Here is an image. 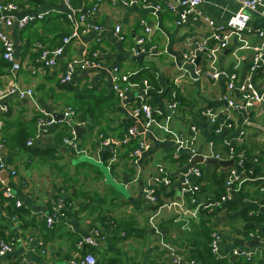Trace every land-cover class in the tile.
<instances>
[{
	"label": "crops",
	"instance_id": "crops-1",
	"mask_svg": "<svg viewBox=\"0 0 264 264\" xmlns=\"http://www.w3.org/2000/svg\"><path fill=\"white\" fill-rule=\"evenodd\" d=\"M5 1L19 6L13 13L16 22L9 33L15 41L16 57L22 67L15 76L9 68H3L0 90L12 83L34 90L30 98L20 99L12 94L0 102L11 111L6 118V123L7 120L10 123L8 133L16 132L22 125L32 126L30 132L36 133L40 116L54 118L55 113L64 114L87 90H94L93 98L104 101L107 107L103 115L86 120L85 125L76 117L77 112L73 118L84 128L82 138L77 136L79 146L85 149L84 154L75 153L64 143V137L75 131L74 124L67 121L43 128L34 144L26 145L32 151L5 146L2 158L7 167L0 170V186L9 184L15 198L23 205L18 207L15 199L0 203V241L15 238L13 251L0 257V264H71L77 253L84 250L79 248L78 241L92 235L96 227L106 237L93 253L89 252L96 257V264L110 257H118L120 264H174L175 255L189 257V242L203 238L205 227L210 232H222L223 257L236 260L243 255L234 254L235 249L256 250L250 261L256 264L264 260V102L248 110L232 109L224 99L228 85L226 76L216 80L201 72L195 78L183 68L185 54L198 44L213 45L212 33L223 30L230 38L228 47L218 54L217 67L226 73L235 72L239 82L250 79L264 94V67L251 71L254 47L261 43L258 32L264 29V4L251 12L249 28L239 35L232 34L229 26L230 18L240 7L236 0H203L199 11L209 17L213 25L203 19H189L185 24H178L179 0H127L128 4L104 0L97 7L93 0H70L76 17L88 16L91 29L66 46L55 67H47L37 60L35 44L40 42L46 48L62 44L58 34L64 30L59 31L58 25L64 23L69 12L65 1L0 0ZM146 3L160 4L162 10L156 11ZM40 14H44L42 19L24 28L17 24V20L26 15ZM142 19L152 29L147 42L154 50L152 55L133 53L138 37L144 33ZM69 25L66 29L72 30ZM95 25L100 29H95ZM118 25L120 32L116 31ZM92 52H98L102 66L76 71L70 82L62 83L67 63L73 58L91 56ZM198 56L201 63L196 72L209 68L206 53L199 51ZM148 61L156 62L157 68H143V63ZM115 66L126 73L151 70L157 84L151 85L147 93L141 87L131 89L127 104L123 105L113 90L111 73ZM176 82L182 104L170 125L189 144L179 150L176 141L160 128H155V135L140 133L139 140L147 139L151 148L142 155L141 166H137L133 153L120 143L121 131L136 123L130 114L131 106L148 102L163 113L160 121L165 122L170 91ZM240 99L236 91L235 100ZM208 107L224 119L220 132L204 112ZM2 113L0 111V118L5 121ZM101 133L113 141L112 147L99 145ZM229 142L245 150L250 158L251 168L247 169L249 173L244 176L241 190L213 213L193 217L189 204L191 196L183 192L185 175L194 167L190 153L195 150L205 157L220 153L225 158ZM107 151H115L117 158L113 161V157L106 158ZM184 154L187 159H182ZM83 157L88 160H82ZM160 166L164 174L159 171ZM228 166L195 165L202 172L201 177L192 178V182L200 186L199 200L217 198L218 179H223L225 187ZM11 168H15L16 175L11 173ZM164 176L169 178V185L160 182ZM149 185L160 194L155 205L144 195ZM57 195L71 196L72 201L67 214L48 226L45 216L53 212ZM176 201L183 204L173 205ZM253 215L258 220L248 219ZM256 237L261 241L250 246L248 242Z\"/></svg>",
	"mask_w": 264,
	"mask_h": 264
},
{
	"label": "built area",
	"instance_id": "built-area-1",
	"mask_svg": "<svg viewBox=\"0 0 264 264\" xmlns=\"http://www.w3.org/2000/svg\"><path fill=\"white\" fill-rule=\"evenodd\" d=\"M65 4L69 8L68 16L73 23L72 32L62 39V44L53 48H46L40 42L36 43L35 46L38 48V57L37 60L47 67H55L60 57L65 51L66 46H68L74 39L79 38L83 33H86L91 29V25L88 24V16L86 14H81L79 17L75 15V9L72 6L70 0H64ZM104 0H93L95 6L97 7ZM114 4L124 3L128 4L127 0H108ZM239 4V9L234 14L229 21L230 29L232 28V34H242L247 31L249 28V22L251 17V12L255 11L260 5L264 4V0H236ZM203 0H179L180 10L179 18L177 19L178 24H185L189 19L199 20L203 19L208 22L210 25H213V21L202 14L199 11V6ZM146 6L153 7L156 11H161L160 4L146 3ZM19 9L17 3L13 1L0 2V44L2 46V56L10 65L9 69L12 74L15 76L17 71L22 67L18 58L16 57L15 51V41L9 33V30L12 26L15 25V19L13 13ZM94 9V8H93ZM91 11V10H90ZM93 11V10H92ZM7 16H6V15ZM5 15V16H3ZM44 14L40 15H26L19 20L17 24L20 28H24L32 22H35L38 19H42ZM141 25L144 28V33L138 37L137 44L133 48V53L137 56L148 54H154L153 48H149L147 45L148 36L151 34L152 29L148 25L145 19L140 21ZM95 29H100L99 26H93ZM121 26H116V31L120 32ZM211 37L214 39L215 43L209 45L206 43L198 44V46L185 54L184 60L185 63H194L195 59L198 57L199 51H204L207 55V60L209 63V68L199 69L196 73L199 75L201 72H206L214 79H219L222 76L228 78L227 92L224 95V99L227 101L228 105L232 109L239 110H248L264 102V94L260 93L250 79L239 82L238 76L235 72L226 73L224 70H220L217 67L218 54L228 47L230 34L228 32L215 30L212 33ZM258 37L261 39V43L254 47L255 53L253 56L251 71H258L260 68L264 67V29L259 30ZM248 47V46H247ZM102 64L98 60V52H93L91 56H84L71 59L66 66L65 72L61 76L62 83H68L72 80L76 71L79 70H88L93 68H99ZM113 78V90L117 97L122 101L123 105L127 104L128 92L135 88L141 87L147 93L151 88L150 83L147 79H142L141 81H135L134 78L138 72H121L118 66H115L112 70ZM178 80V79H177ZM239 92L240 101L235 100V92ZM17 94L20 99H27L34 95V90L32 88L22 89L18 84L12 83L8 88L0 90V102L7 98L9 95ZM182 101L180 99L177 82L170 91V99L167 106V114H165V122L160 121L163 113L153 108L148 102H140L131 106L130 114L131 117L136 120V123L129 127L127 133L124 135L123 139L120 141L122 144H126L132 137L140 135V133H151L155 135V128H160L165 130L178 145V149H182L189 144V141L186 140L183 136H179L176 132L173 131L170 125V121L173 116L177 113ZM0 111L6 112L7 107L0 105ZM205 114L207 115L209 121L217 126V132L221 131L223 126V118L220 117L212 108L208 107L205 109ZM76 112L73 108L68 107L64 112V116L74 118ZM57 122L55 118L40 116L37 120V133L34 137H31L27 141V145H33L35 137L39 135L40 131L46 126H50ZM85 122H82L81 125H85ZM4 121L0 118V170L7 167L2 158V151L5 148V143L2 136ZM195 129V128H193ZM264 138V135H263ZM99 145L103 148H110L113 146V141L105 137L101 133L98 137ZM193 141V140H192ZM64 143L70 147L77 154H84L85 149L79 146L78 138L75 131L72 134L64 137ZM151 148V144L145 138L139 140V145L135 148L133 152V161L137 166H141L140 161L141 157L145 151ZM227 152L228 156L223 157L222 154L216 153L214 157L217 159H226L233 160L235 165L228 166L225 170V191L217 199L207 198L206 200H199L197 193L200 189L198 184L192 182V178H199L202 175L200 168L192 167L184 178L183 192L189 194L191 199L189 204L191 206L190 213L193 217L199 216V214H210L213 213L218 207L222 206L226 201L232 199L235 196V193L241 190V183L244 179V176L248 175L246 164L250 163V158L248 157L245 150L236 151L235 144L229 142L227 143ZM114 156H112V161L117 157L115 151H112ZM193 153L195 150H192ZM176 157H179V154H176ZM159 171L164 174V168L160 166ZM11 173L16 175L15 168H11ZM160 182L169 185L170 180L167 176L161 177ZM144 195L146 200L152 204H157L159 199L157 195V190L153 185H149L144 189ZM15 197V193L9 184L3 183L0 186V203L6 199H12ZM183 202L176 201L173 203L175 206H181ZM16 205L21 207L23 202L21 200H16ZM65 208L64 198L60 197L53 205V212L45 216V221L48 226H52L57 219L61 218L63 209ZM179 214H186L185 212H179ZM254 236V234H251ZM222 232L219 230H213L211 232L210 248L213 254L217 257H223L221 253V242H222ZM104 232L99 228L93 229V234L81 239L78 242L80 249L84 248L86 245L92 247H98L105 240ZM15 244V238L10 237L8 240L0 241V257L7 255L13 251ZM242 254L244 258L248 261L252 260L256 254V250L240 251L235 249L234 254ZM97 259L92 253H82L78 252L75 258L71 260V264H96ZM174 264H194V260H187L179 255L173 257Z\"/></svg>",
	"mask_w": 264,
	"mask_h": 264
},
{
	"label": "trees",
	"instance_id": "trees-1",
	"mask_svg": "<svg viewBox=\"0 0 264 264\" xmlns=\"http://www.w3.org/2000/svg\"><path fill=\"white\" fill-rule=\"evenodd\" d=\"M72 25L73 28V23L71 22L68 14L66 15V20L64 23H61L58 25L59 31L64 30L60 34H58L59 37H63L70 34L72 32L71 28L66 29L67 25ZM69 25V27H70ZM71 30V31H70ZM93 53V52H92ZM39 54V53H38ZM147 66H152L153 68H157V63L154 61H148L144 62L142 67L146 68ZM7 67L9 68L10 65L7 63V61L3 58V56L0 58V74L3 72V68ZM142 79H147L150 85H155L157 84L156 77L152 73L151 70H143L141 71L136 78H134L135 81H141ZM88 92L83 93L81 95V99L76 101L75 105L71 106L73 109H75V112H77V118H79L80 121L85 122L86 120H91V119H98L101 115L104 114L106 111V103L104 101L96 100L93 98V92L94 90H87ZM91 93V94H90ZM112 97V96H110ZM109 97V98H110ZM113 102V100L111 101ZM3 117L5 118V125L3 128V140L5 143V146L13 148V149H23L26 151H32L30 150L31 148L27 147V141L30 137L35 136L34 134L36 133L35 131L30 132V125H22L20 126L16 132L14 133H8V126L10 123L7 120L6 123V118L11 115V111L8 110L6 112L2 113ZM35 126V125H34ZM129 126L126 127L125 130L121 131L120 135V140L123 139L124 135L127 133ZM35 130V129H34ZM34 132V134H33ZM33 134V135H31ZM31 135V136H30ZM124 147L128 150H130L132 153L134 152L135 148L139 145V137H132L126 144H123ZM236 151H240V148L238 146H235ZM116 155V153H115ZM114 156V153L111 151L106 152V158H110ZM182 159L188 157L186 154L181 156ZM187 159V158H186ZM246 168L250 169L251 166L250 164H246ZM221 178H224V175H222ZM218 182L220 183L218 191H217V198H220V196L224 193L225 187L223 186V179H218ZM158 199L160 197L159 191H157ZM16 197V196H15ZM12 198L15 201L17 200L16 198ZM60 198L58 195L55 196V202ZM64 198V197H63ZM215 198V199H217ZM72 201V197H66L64 198L65 202V208L63 209V213L67 214V210L69 208L70 202ZM101 221H105L104 218H99ZM248 219L251 221H256L258 218L253 215V216H248ZM129 226V225H128ZM98 228V227H96ZM253 229V228H251ZM249 229V230H251ZM212 232V231H211ZM210 230L205 227L204 229V234L203 238L192 240L189 242L190 245V253L189 257L187 256V260H194V264H253L251 261H248L244 257H240L239 259L232 260L230 256H225V257H217L215 254L212 253L211 248H210V240H211V233ZM8 240V239H4ZM81 240V239H80ZM79 240V241H80ZM78 241V242H79ZM96 250V247H92L89 245H86L84 247V250L82 251L83 253H89V252H94ZM102 264H120V260L118 257H110V258H104L102 261ZM135 264H140V263H135ZM256 264H264V260H260L259 263L257 262Z\"/></svg>",
	"mask_w": 264,
	"mask_h": 264
},
{
	"label": "water",
	"instance_id": "water-1",
	"mask_svg": "<svg viewBox=\"0 0 264 264\" xmlns=\"http://www.w3.org/2000/svg\"><path fill=\"white\" fill-rule=\"evenodd\" d=\"M200 63H201V58L198 56L195 59L194 63L183 64V68L188 70L193 77L197 78L198 74L196 73V67L199 66ZM53 116L57 122L58 121H67V122L73 123L76 135L79 138H82V132L84 131V128L82 126L76 124L74 122L73 118L64 116V114H61V113H55ZM190 156L192 158L191 162H192L193 166H195L199 163H205L207 165L215 164V165H222V166H228V165L233 164V160H219V159L214 158V157H205L200 153L191 152ZM258 241H261V238L256 237V238L252 239L251 241H249L248 244L250 246L254 247L257 245Z\"/></svg>",
	"mask_w": 264,
	"mask_h": 264
},
{
	"label": "rangeland",
	"instance_id": "rangeland-1",
	"mask_svg": "<svg viewBox=\"0 0 264 264\" xmlns=\"http://www.w3.org/2000/svg\"><path fill=\"white\" fill-rule=\"evenodd\" d=\"M82 160H88V159H86V158H84V157H83V159H82Z\"/></svg>",
	"mask_w": 264,
	"mask_h": 264
}]
</instances>
